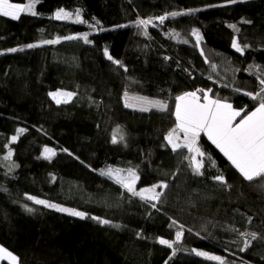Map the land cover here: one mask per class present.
I'll return each instance as SVG.
<instances>
[{"label":"trees","instance_id":"trees-1","mask_svg":"<svg viewBox=\"0 0 264 264\" xmlns=\"http://www.w3.org/2000/svg\"><path fill=\"white\" fill-rule=\"evenodd\" d=\"M60 8L80 9L88 23L51 19ZM189 10L191 15L150 26L148 37L133 26L138 18ZM36 12L18 20L0 17V245L18 264H218L195 256L193 248L219 255L226 264H264V188L259 187L264 181H244L203 135L204 174L194 176L183 159L187 150L174 153L164 146V135L174 127L171 112H140L123 103L127 88L174 110L177 95L211 89L212 98L251 111L255 102L235 89L255 91L256 78L245 69L264 66V0H39ZM97 21L96 28L88 27ZM193 28L202 37L199 48L189 35ZM172 30L181 34L177 40L165 35ZM83 33L91 43L25 47ZM233 35L251 46L244 55L231 48ZM185 39L188 43L180 42ZM11 48L24 50L10 53ZM105 49L124 67L109 61ZM201 49L217 65L215 72ZM58 89L77 95L57 105L48 93ZM118 126L125 140L114 145L111 134ZM18 128L25 132L10 145L18 167L5 175L3 145ZM44 146L57 152L50 161L40 158ZM108 166L137 168L138 188L166 180L160 210L122 195L99 175ZM216 175H223L227 186L217 184ZM26 195L87 215L81 219L36 205ZM171 219L191 229L174 255L157 243L158 237L174 239ZM239 232L257 235L244 252Z\"/></svg>","mask_w":264,"mask_h":264},{"label":"snow or ice","instance_id":"snow-or-ice-1","mask_svg":"<svg viewBox=\"0 0 264 264\" xmlns=\"http://www.w3.org/2000/svg\"><path fill=\"white\" fill-rule=\"evenodd\" d=\"M229 2L235 3L236 0H229ZM38 3L39 0H28V3L24 4L13 3L10 2V0H0V17L18 20L22 14L36 16L38 13L35 8ZM191 14L192 10L173 11L157 17L146 19L138 18L134 21L133 26L145 37H148L150 26L155 28L163 25L169 17L175 18L177 16ZM51 19L56 21H69L73 24L88 23L82 18L80 9L78 8L73 11L60 8ZM245 22L250 23L248 21ZM98 24L99 22L97 21L96 24H88V27L94 29ZM119 27H125V25H120ZM229 27L236 33L240 31L236 25H229ZM100 30L103 31L102 28ZM165 35L173 40H177L181 36L179 32H175L174 30ZM189 35L195 40L194 47L199 48L202 39L199 30L193 28ZM61 40H82L85 44L91 43L89 33H83L44 39L39 44L30 43L25 47L31 49L42 45H57L61 43ZM180 42L188 43V40L185 39ZM250 47L251 46L248 44L242 45L237 35L232 36L231 48L235 52L244 55L245 51ZM23 50V48H11L7 51L15 53ZM2 54L4 53H0V55ZM104 56L114 65L121 68L124 67L119 60L114 59L109 54L108 49L104 50ZM201 56H205L202 49ZM165 59H167V57H165ZM205 63L215 72L217 65L211 63L206 56ZM236 70L239 71V69ZM124 71L126 72L127 69L124 68ZM185 71H187V69H185ZM245 71L255 76L257 81L256 90L244 91L240 88H236L235 91L243 92L245 96H248L255 102V106L251 111H246L245 109L237 110L231 103L225 100L212 98L210 95L212 92L211 89H197L177 95L175 97V107L174 110H172L169 104L164 100L150 99L147 96L129 94V90L126 88L123 94L124 107L140 112H149L153 109L160 112H171L174 116V127L164 135L163 139L166 142L164 146L170 147L174 153H179L180 150L186 149L188 154L184 155L183 159L188 162L187 166L194 176H202L204 174L202 169L205 167L206 153L199 146V141L203 134V136H206L212 145L222 153L244 181L249 183L257 180L264 181V66L250 64ZM209 79H212L211 75ZM222 86L229 87L228 84H223ZM48 95L55 104L61 105L71 103L77 93L58 89L49 92ZM242 113L244 114L242 115ZM238 117L239 120L237 121ZM24 132L25 129L18 128L16 134L12 135L8 143L3 145V147L7 149V154L2 157L3 162H7L8 167V173H5V175L10 174L18 167V165L13 162L14 153L10 145L15 143ZM124 140L125 135L118 126L111 134V143L115 145ZM56 155L57 152L53 147L44 146L40 153V158L50 161ZM99 175L105 177L114 185L119 186V189L122 190V195L127 194L130 198H139L145 205L157 211L160 210L158 205L163 203L165 191L169 188V183L166 180H161L150 186L138 188V181H140L141 177L138 169L133 167L121 168L108 166L99 170ZM212 179L221 186H227V182L223 175H216L212 177ZM52 180L55 181L54 176ZM259 187L264 188V183H260ZM26 199L32 201L36 205L55 209L58 212L67 213L70 216L79 217L81 219L85 218L87 215L83 211L62 207L56 203H51L45 199H39L32 195H26ZM32 210V208H27L29 212ZM91 218L97 220L101 224L110 223L107 219H101L96 216H92ZM250 222L251 218H249V223ZM112 226L119 227V225ZM169 228H175L174 239L158 237L157 243L171 249L174 255L178 250L175 246L183 241L185 232H190L191 229H186L184 224L179 223L175 219H171ZM239 235L244 237L243 247L239 249L241 252L246 251L252 242L257 239L256 233L253 232H239ZM191 251L195 256L203 257L206 261L226 264L225 259L219 255L209 254L206 251L197 250L195 248ZM0 260H7L10 264H18V257L5 247H0ZM165 264H167V261Z\"/></svg>","mask_w":264,"mask_h":264},{"label":"rangeland","instance_id":"rangeland-1","mask_svg":"<svg viewBox=\"0 0 264 264\" xmlns=\"http://www.w3.org/2000/svg\"><path fill=\"white\" fill-rule=\"evenodd\" d=\"M26 3H28V1H27ZM35 10H36V8H35ZM54 14H55V13H53V15H54ZM27 15H28V14H27ZM53 15H52V16H53ZM52 16H51V17H52ZM68 22H69V21H68ZM128 109H130V108H128ZM132 110H134V109H132ZM153 110H154V109H153ZM135 111H138V110H135ZM238 118H239V117H238ZM238 120H239V119H238ZM41 206H42V205H41ZM50 209H51V208H50ZM53 210H55V209H53ZM66 214H67V213H66ZM78 218H79V217H78ZM0 247H2V246L0 245ZM3 262H5V263H7V264H10V262L7 261V260H0V264L3 263Z\"/></svg>","mask_w":264,"mask_h":264},{"label":"crops","instance_id":"crops-1","mask_svg":"<svg viewBox=\"0 0 264 264\" xmlns=\"http://www.w3.org/2000/svg\"><path fill=\"white\" fill-rule=\"evenodd\" d=\"M238 119H239V118H237V121H238ZM202 135H203V134H202ZM205 137H206V136H205ZM200 258L204 259L203 257H200ZM204 260H205V259H204Z\"/></svg>","mask_w":264,"mask_h":264}]
</instances>
